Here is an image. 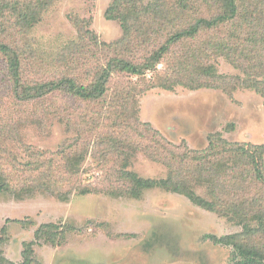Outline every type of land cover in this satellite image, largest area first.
Wrapping results in <instances>:
<instances>
[{"label":"rangeland","instance_id":"rangeland-1","mask_svg":"<svg viewBox=\"0 0 264 264\" xmlns=\"http://www.w3.org/2000/svg\"><path fill=\"white\" fill-rule=\"evenodd\" d=\"M113 1L0 0V44L19 55L26 84L70 79L89 85L114 59L145 64L175 31L222 11L213 0H121L115 15L125 17V31L121 20L105 17ZM238 3V23L172 46L157 67L142 76L114 73L100 100L83 101L57 92L19 103L0 56L2 169L17 176L18 183L53 176L64 181L61 192L80 182L96 191L70 192L67 201L45 188L20 196L24 186L0 193V251L5 257L21 263L23 251L33 242L32 257L40 264H232L237 253L225 243L234 235L238 245L256 249L264 264V184L255 179L246 159L222 151L217 141L220 134L230 144L264 145V98L252 90H234L235 78L243 73L227 58L210 52L194 59V74L214 66L228 78V91L224 86L197 91L178 86L141 95L153 77H190L193 61L186 59L210 41L231 39L236 33L234 43L240 39V47L235 54L241 55L252 47L248 33L264 39V0ZM257 48L264 63V45ZM148 125L161 136L146 131ZM210 140L219 145L214 155L208 152ZM168 143L173 144L171 150L180 147V169L175 173L187 187L192 182L190 187L199 195L216 201V212L163 188L144 190L139 199L129 195L133 187L123 180L124 172L153 180L169 176L163 163ZM185 144L201 155L190 156ZM78 155L86 161L79 179L70 180L66 157ZM216 162L223 166H210ZM26 163L44 166L19 167ZM194 178L204 181L199 184ZM233 206L248 212L242 221L250 234L229 210ZM45 224L58 228L44 229L36 238ZM4 227L6 236L1 234Z\"/></svg>","mask_w":264,"mask_h":264},{"label":"trees","instance_id":"trees-1","mask_svg":"<svg viewBox=\"0 0 264 264\" xmlns=\"http://www.w3.org/2000/svg\"><path fill=\"white\" fill-rule=\"evenodd\" d=\"M213 1L215 3H219L222 10L220 15L212 17L210 19L201 18L196 21L194 25H188L184 29H178L177 31H175L176 33H174L172 36H170V38L166 40L165 44L157 52H155L153 56L147 59L145 64H137L133 61L130 62L125 60L116 61L114 59L115 62L110 64L109 67L103 70L102 77H97L92 82V84L90 83L89 85H81L76 81L70 79L62 80L60 82H48L35 85L26 84V82L23 81L22 77V63L19 55L10 46L6 44H0V56L3 57L5 62L4 72L6 79H8V82L11 85L10 91L12 92L16 101L22 104H28L30 102L42 100L48 97L50 94L57 92H64L71 97L83 101L100 100L108 93V84L112 78L111 76L114 73L142 76L147 70H152L157 67L156 64L162 60L164 55L170 52L172 46H176L179 43H183L184 41L195 40L200 33L219 30L223 25H227V27H230V25L238 23L237 21L240 17V7L238 0ZM119 2H121V0L113 1V3L107 9L105 17L109 21H116L118 19L121 20L120 24H122L124 30L126 31L127 27L123 23V21H125V17L115 15L116 10H118ZM248 35V41L252 43V47L250 49L245 48L246 52L242 53L241 55L235 54V52H237L238 48L240 47V39H237L236 44L234 43L235 38L239 36L236 33H234V38L231 39L210 41L209 43L204 45L202 50L197 51V53L194 51V53L189 54V58L186 59L187 61H193L192 64L190 63L191 65L189 66L187 71L190 74V77L181 78V81L178 79H169L168 76L153 77V79L147 83L148 86L141 90V95L149 90H154L156 88H162L167 91H174L178 86H184L192 91L210 88L217 89L221 88V86H224V89L228 91V88L225 85L228 78H226L224 75H220L217 68H215L214 66L208 68L203 67L201 69L199 68L198 70H201V73H198L197 75L194 74V71L196 70V60L194 59L202 58L203 56H205V54L209 55L208 53L210 52V54L213 53L216 54V56L219 55L221 57L227 58V60L231 62L235 69H238L241 71V73H243L244 77H234L238 80L236 83H234V90H237L238 88L252 90L264 98V63L261 56L262 54L257 48L258 45H264V39L259 38L260 34H257V37L255 33H248ZM245 49H242V52L245 51ZM244 62L246 63L244 64ZM147 128L148 129L146 131L156 132V134L160 135L159 132L155 131V129H153L150 125H148ZM217 137V141H219L220 144V149L222 151H228L238 158L246 159L254 168L255 179L264 184V145H234L230 144L225 139H222L223 137L220 134ZM0 138H2V136H0ZM167 146V156L164 157L163 163L170 169L169 176L166 179L153 180L142 179L133 172H124L125 177L124 179H122L130 181L133 187V189H129V195L132 198L139 199L141 198L142 192L144 190L163 188L175 194L185 195L195 206L211 212H216V201H209L208 199L199 195L193 188L190 187L191 184H193L192 182L187 187L186 183L182 182L179 175L175 173V168L180 169V166L177 165L178 160H180L182 157L179 151L180 147L174 146L176 150L174 151L173 149L171 150V147L173 148V144L168 143ZM218 146L219 145L217 143L210 140L208 152L213 155L216 154ZM183 148L187 149L190 156L192 154L201 155L197 154L198 152L190 150L187 144H185ZM190 156H187V158ZM200 157L202 160L204 159L203 156ZM153 160L155 162H161L154 156ZM85 161L86 157H81L79 155L76 157H66L64 167L65 169L69 170L70 180L79 179L80 172L82 171V167ZM37 165L40 167L44 166L41 163H26L25 165L20 164L19 167L34 168V166ZM210 166L221 168L223 164L221 162H216L212 163ZM207 175H210V173L207 172ZM41 177L35 178L37 180L31 181V183H29L30 179H21L20 183H18L17 176H13L10 173L4 171L0 166V193L9 191L12 188L19 189L20 186H24L25 189H19L17 193V195L20 196L21 194H23L22 192L29 193L33 192V190L35 191L40 188H45L54 196L67 201L69 199V194H71L70 192H79L80 195H87L92 193L94 194L96 192L90 187L82 186L81 182L71 186L70 191L61 192L59 188L62 184H65L64 181L59 183L55 178H52L53 176H49V179L42 181L44 177ZM195 179L196 182H199V184H202V181H204L197 178H194L193 180ZM237 208L242 209L240 206H233L229 210L241 219V222H243L242 226L247 230V232L249 231L248 233L250 234L252 232L249 229L250 227L246 225L244 226V221H242L248 219V212L242 209L245 212L244 213ZM261 222L262 224H264V220ZM56 228L58 227L54 224L42 225V227L35 233V237L40 239L41 234L44 232V229ZM1 234L6 236L5 227L2 228ZM234 237V235L227 237L226 239L229 238V240L225 243L226 245L232 246L236 250L237 254L234 253V262L232 264H262L261 255L259 254V252H257L256 249H250L242 244L238 245V242L234 240ZM210 238H212L215 242H223L222 239H219L215 236H211ZM34 245L35 243L31 242L26 246L25 250L22 253L23 261L21 263H14L13 261L5 257L4 253L0 251V264H40V262L34 260L32 257L34 255ZM27 252H29V254Z\"/></svg>","mask_w":264,"mask_h":264}]
</instances>
